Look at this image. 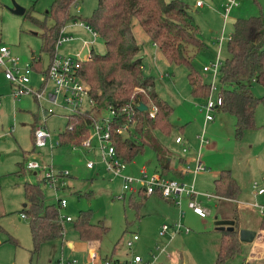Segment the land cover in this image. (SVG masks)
Returning <instances> with one entry per match:
<instances>
[{
	"label": "rangeland",
	"instance_id": "1",
	"mask_svg": "<svg viewBox=\"0 0 264 264\" xmlns=\"http://www.w3.org/2000/svg\"><path fill=\"white\" fill-rule=\"evenodd\" d=\"M190 6V13L199 25V36L204 48L193 57L194 65L201 71L204 79L214 81L215 90L209 96L200 97L192 93L188 78L189 68L186 64L170 62L159 47L153 43L149 34L143 29L137 19L133 20V31L141 46L139 55L144 56V72L152 75L156 81V88L160 95L167 99L174 107L172 121L184 127L172 130L169 135L159 132L158 138L168 148L173 156V163L178 165L179 157H186L183 167L185 172L183 181L194 184L199 194L200 203L209 214L200 217L184 207L183 222L190 227L189 232L172 234L173 222L167 219L159 222L157 215L149 213L145 194L125 190L123 176L114 174L108 169L102 152L95 146L91 150L84 146L59 145L60 132L66 127L67 108L60 105L63 96H59L60 105H50L55 112L47 115L42 113L37 118L39 104L32 94L14 97L13 86L0 71V264H103L106 257L133 260L136 255L145 252L152 253L155 259L149 264H213L216 261L223 231L217 229L216 215H221L215 206L217 201L215 189V173L228 169L241 184L239 198L244 201H257L264 204V195L254 197L256 187L254 182L264 183V103L259 102L256 108L255 126L245 130L242 137L236 135L235 117L226 111L216 109L211 112L214 120L206 121L205 105L210 101L216 102L220 95V74L214 77L212 71H204L203 67L215 61L218 54L222 60L228 55V39L233 31L234 23L239 18H247L264 14V0H238L225 18L228 0H201L203 5L196 6L198 0H183ZM53 0H0V38L9 46L13 54L19 56L24 63L32 64L33 54L40 58L41 63L35 66L31 73L30 86L40 89L44 82V74L40 68L46 69L50 64V55L43 48V28L34 23L29 14L39 19L45 18V12L50 8ZM15 4L25 8L24 14L13 11ZM98 6V0H80L74 6L78 20L87 21ZM195 6V9L192 8ZM54 22L47 19L50 26ZM67 32L75 36L72 41L65 42L57 47V54L64 56L80 54L81 58L89 55L90 47L83 48V40L91 39V33L70 23L65 27ZM223 34L222 44L219 41ZM218 37V38H217ZM97 52L104 53L106 45L98 37L93 46ZM47 92L52 89L49 82ZM252 90L258 97L264 95V85L254 83ZM45 104H48L45 102ZM88 103L86 106L88 107ZM111 117V111L104 112ZM36 120L37 123H36ZM43 126L51 134L50 140L42 147L34 145L33 125ZM204 134L209 142L202 145L200 136ZM177 135L185 138L188 148L183 152V145L176 143ZM27 155V157H25ZM202 159L206 170L195 174V160ZM52 164L55 172L69 171L65 176V184L57 182L54 187L45 181L43 173H36L26 167L29 161ZM93 161V169L87 163ZM146 166L149 173L161 171L157 164L155 150L145 145L130 162H126L124 174L135 175ZM161 173V172H159ZM171 177V176H167ZM177 178L176 176H173ZM26 182L39 183L46 201L56 203L63 217L70 216L73 220L64 221L67 234L65 240L57 239L43 245L38 254L32 253L33 239L29 220L22 218L23 204L26 203L24 186ZM134 193V194H133ZM135 195L133 201L130 196ZM216 195V196H215ZM58 197L65 198L67 205L61 207ZM184 201V200H183ZM227 202V201H225ZM188 206V200L186 201ZM228 208L233 212L235 202L228 201ZM139 204V205H138ZM245 204V203H244ZM183 206V205H182ZM81 211L91 213L95 223L101 222L108 226L107 232L99 240L98 258L92 259L88 252V245L78 247L81 240L75 221ZM240 213V223H236L238 236L239 227L258 224L263 218L256 208L243 207ZM262 222H264L262 220ZM260 223L261 228L264 226ZM159 234L163 224H168L170 230L165 236L155 237L156 229L160 224ZM244 225V226H243ZM248 229V228H247ZM257 231V230H256ZM137 232L138 240L132 247L127 241ZM263 230L252 242H240L239 254L230 264H264V237ZM67 240L74 242L71 246ZM169 243L165 248L164 242ZM167 249V251H166Z\"/></svg>",
	"mask_w": 264,
	"mask_h": 264
},
{
	"label": "trees",
	"instance_id": "2",
	"mask_svg": "<svg viewBox=\"0 0 264 264\" xmlns=\"http://www.w3.org/2000/svg\"><path fill=\"white\" fill-rule=\"evenodd\" d=\"M79 2L53 0L44 19L29 14V18L44 30L42 49L49 53L50 63L57 55L56 42L61 29L79 18L73 9ZM48 18L54 22L50 26ZM134 19L139 21L170 62L188 66L192 93L200 97L209 96L210 83L193 62V57L202 51L204 44L189 5L183 0H98L93 15L85 22L99 33L106 51L100 53L92 48L90 57L79 68V74L89 86L96 106L91 111L69 112L58 144L80 146L90 134L95 115L114 107L118 114L111 122V132L116 157L125 163L130 162L143 151L145 145H150L155 150L162 175L174 172L183 176V165L179 167L173 163L174 155L160 141L158 133L169 135L178 127L182 130L184 125L179 126L172 121L174 107L157 91L155 78L144 72V56L139 55L141 46L133 31ZM228 53L219 70L220 96L223 99L219 109L235 117V133L242 137L247 128L255 126L256 108L260 101L264 103V95L258 97L252 90L256 82L264 85V14L235 21L228 39ZM40 63V58L34 55L33 69ZM39 68L41 72H46L47 68ZM128 102H132L135 108L133 120L120 111ZM142 102L148 105L147 110L138 108ZM152 106L157 109L154 116L150 114ZM126 124L129 125L127 131L118 130ZM37 126L33 125V138ZM179 162L185 163V158L180 156ZM241 188L228 169L221 170L215 179L216 195L221 199L235 202ZM24 193L28 204L22 212L29 220L32 253L36 255L44 243L63 237L64 224L60 219L59 206L46 202L39 183L26 182ZM232 217L238 223L236 202ZM2 228L0 224V230ZM75 228L82 240H100L108 230V226L101 222H93L88 211H81ZM240 242L237 229L224 230L213 264H230V260L239 254Z\"/></svg>",
	"mask_w": 264,
	"mask_h": 264
},
{
	"label": "built area",
	"instance_id": "3",
	"mask_svg": "<svg viewBox=\"0 0 264 264\" xmlns=\"http://www.w3.org/2000/svg\"><path fill=\"white\" fill-rule=\"evenodd\" d=\"M238 4V0H228L225 12V18H227L231 8ZM197 5H203V1L198 0ZM73 23L79 24L85 27L92 35L91 39L83 40V48L92 47L95 45L99 33L85 21L75 20ZM75 38L74 35L67 32L65 27L61 29L60 35L56 42V49L59 45L72 41ZM224 40L223 34L220 36L219 41L222 44ZM80 54L64 56L57 54L54 60L48 65L46 72H44L45 79L52 83V89L47 92V87H41L40 89H35L30 86L31 73L33 71L32 64L24 63L21 58L13 54L12 50L8 45L4 44L0 38V70L4 73L5 77L10 81L13 86V95L15 97L22 96L24 94H32L38 101L39 110L44 115L52 114L55 112L54 107L47 106L45 102L49 105H60L58 102L59 96H63V102L60 105L63 108H67L70 112H85L91 111L96 106V101L92 97L89 86L84 81V79L79 74V68L82 62L86 61L90 57L81 58ZM223 60L218 54L215 61L205 64L203 67L204 71H212L214 77L219 74L220 66ZM212 81L210 83L211 91L215 90L216 86ZM90 104L88 107L87 104ZM223 104V99L219 95L216 102L210 100L204 107L207 111L206 121L214 120V115L211 114L212 111L218 109ZM107 110L111 111L112 116H105L104 112ZM156 107L152 106L150 114L155 115ZM120 111L121 113H127L133 120L135 114V108L132 102L125 104ZM118 114V111L114 107H109L100 114L95 115L94 122L90 129V134L88 138L82 143V145L91 148L93 147V139L97 140V148L102 152L104 160L107 162L108 169L114 174L122 175L124 181L125 190H140L145 195H151L154 193L160 194L162 197L173 200L176 204L181 205L183 198L186 196L188 198V207L192 209L197 215L201 217H206L209 212L203 207L198 199L199 194L195 191L194 184H189L183 180L177 178H169L160 173L149 174L148 170L144 167L141 170L139 176L129 175L122 173L126 168V163L121 161L116 157V150L112 144V132H111V122L114 117ZM129 125H123L118 130L121 132L127 131ZM51 134L43 126H38L34 132V144L37 147L45 146L50 140ZM202 145L209 142V139L202 134L200 136ZM176 143L183 145V152L187 151L185 144V138L178 135L175 139ZM58 144V143H57ZM94 165L93 161L88 162V166L92 167ZM27 168L30 170H44L45 179L49 182L51 186H57L56 183L60 181V177L67 176L68 171L65 172H55L52 167L45 163L39 161L29 160L26 164ZM188 168H182L184 172H189L191 165L188 164ZM207 167L203 164L202 159L197 157L195 160L194 173L198 174ZM257 194H264V183L259 184L258 181L254 182ZM67 200L65 198L60 199V205L65 206ZM258 211L264 217V204L254 203ZM181 216L185 215V211H180ZM26 217V215L24 214ZM67 220H71L70 216L66 217ZM174 231L176 233L189 232L190 227L186 226L181 220L173 224ZM163 232L170 229L168 224H164ZM139 238L138 234H134L132 239L128 240V246L132 247L134 241ZM154 256V255H153ZM96 254H93V258ZM143 258L140 255H136L133 260H120L112 257L104 259L103 264H143ZM64 264V263H61ZM69 264H77L76 261L70 262Z\"/></svg>",
	"mask_w": 264,
	"mask_h": 264
},
{
	"label": "crops",
	"instance_id": "4",
	"mask_svg": "<svg viewBox=\"0 0 264 264\" xmlns=\"http://www.w3.org/2000/svg\"><path fill=\"white\" fill-rule=\"evenodd\" d=\"M196 6H198L197 5V3H196ZM193 9H195V6H193L192 7ZM71 23H73V22H71ZM70 24V23H69ZM68 24V25H69ZM67 26V25H66ZM65 26V27H66ZM81 28H83L84 30H86V31H88L85 27H83V26H80ZM67 31V30H66ZM89 32V31H88ZM92 36V35H91ZM218 38V37H217ZM2 41V40H1ZM92 48H94V47H92ZM33 56H34V54H33ZM22 60V59H21ZM24 62V61H23ZM1 71V70H0ZM2 72V71H1ZM3 73V72H2ZM43 73V72H42ZM44 74V73H43ZM50 81H47V79H45V77H44V82H43V84H42V86L41 87H48L49 85H48V83H49ZM12 85V84H11ZM15 97V96H14ZM36 99V98H35ZM36 101H37V99H36ZM1 102V101H0ZM38 102V101H37ZM47 103V102H46ZM47 106L49 107L50 105H49V103L47 104ZM219 109V108H218ZM41 114V112H40V110L38 111V114H37V118L39 117V115ZM44 116V115H43ZM47 117V115L44 117V118H46ZM38 120H36V122H37ZM39 126V125H38ZM37 126V127H38ZM36 127V128H37ZM33 141H34V138H33ZM58 143V142H57ZM35 145V144H34ZM82 145V144H81ZM80 145V146H81ZM97 145H98V143H97V140L96 139H93V146H95V147H97ZM204 145V144H203ZM82 146H84V145H82ZM73 147H77V146H73ZM84 147H86V146H84ZM88 148V147H87ZM92 149V147L91 148H89V150H91ZM25 157H27V155H25ZM182 157H184V156H182ZM185 158V161H186V157H184ZM45 164H47L48 166H50V167H52V169H53V166H52V164H48V163H46V162H44ZM27 164V163H26ZM177 165V164H176ZM87 166H88V163H87ZM178 166L180 167V166H182V163L181 162H178ZM27 167V166H26ZM93 167H94V165L92 166V167H89L88 166V168H90V169H93ZM147 170H148V168L146 167V166H144ZM144 167H142L140 170H139V172L137 173V174H135L134 176H139L140 174H141V170L144 168ZM183 168V167H182ZM125 170V169H124ZM32 171H34L35 172V174L36 173H39V172H42L43 173V170H32ZM60 172H64V171H60ZM69 172V171H68ZM184 172V171H183ZM221 172V171H220ZM219 171L218 172H216L215 173V179L218 177V175H219V173H220ZM44 173H45V171H44ZM43 173V174H44ZM122 173H124V171L122 172ZM148 173H149V171H148ZM154 173H159V170L158 171H156V172H153V173H149V174H154ZM70 173H68V175H69ZM161 174V173H160ZM184 175H185V172H184ZM184 175L183 176H177L174 172H169L167 175H164V176H171V177H169V178H174L173 176H176L177 177V179H180V180H183V177H184ZM45 177V176H44ZM43 177V179L45 180V181H47L45 178ZM65 176H63V177H60V183H62V184H65L66 183V181H65ZM240 183V182H239ZM54 187H59L58 185L57 186H54ZM133 192H139V194L138 195H140V196H142L143 197V192H140V190L138 189H136V190H134ZM134 194V193H133ZM254 197H258V196H261V195H264V194H257V192L255 191L254 192ZM135 196V195H134ZM133 195H131L130 196V199H131V201H133L134 199H135V197H134ZM216 196V195H215ZM143 198H145L146 199V205H147V207L148 206H150L151 208H150V210L151 211H149V213L151 214V215H157L158 217H159V222H161V220L163 221L164 220V222H165V220H166V218L167 219H170L172 222L173 221H175L176 220V218H177V216H178V218H177V220L179 219V216H180V220L182 221L183 220V217L181 216V214H180V211L181 210H184L183 209V207L189 212V211H191V212H193V213H195L192 209H190L188 206H187V203H186V201L188 200V198L185 196L184 198H183V200L184 201H182V204L181 205H178V204H176L173 200H170V199H167V198H164V197H162L160 194H158V193H154V194H151V195H145V197H143ZM60 197H58V199H57V201H58V203H59V205H60ZM198 199H199V201H201V199H200V197H198ZM46 200V199H45ZM225 201H227V202H225ZM228 201H232V200H227V199H221L220 197H218L217 196V201L215 202V206L216 207H218L219 208V212H221L220 214L221 215H218V217L219 218H222V219H234L233 217H232V215H233V212H231L228 208H226V205H228L229 203H228ZM47 202V201H46ZM234 202V201H233ZM236 204H237V209H238V214H239V220H240V211H241V209L243 208V207H247V208H250V209H252L253 207L254 208H256L257 209V207L256 206H254V203H256L257 201H250V200H247V201H244L243 199H241V198H238L236 201ZM48 203V202H47ZM68 203V202H67ZM133 203H135V205H137V202L136 201H133ZM245 203V204H244ZM26 204H28L27 203V201H26ZM67 205V204H66ZM65 205V206H66ZM183 205V206H182ZM27 205H25V203L23 204V208L24 207H26ZM61 206V205H60ZM65 206H61V207H65ZM230 205H228V207H229ZM59 213H60V211H59ZM196 214V213H195ZM197 215V214H196ZM199 216V215H198ZM26 218L27 219V216L25 217L24 216V213L22 212V218ZM67 217V216H66ZM66 217H63L61 214H60V219L62 220V222H63V224H64V221L65 220H67L66 219ZM201 217V216H200ZM203 218V217H202ZM73 219L71 218V220H68V221H72ZM176 220V221H177ZM235 220V219H234ZM262 220H264V218H261V219H258V224H256V226H254V225H243L245 228H248V229H252V230H257V235H256V237H255V239L258 237V235H259V233H260V230H263V232H264V229H262L261 228V225H260V223L262 222ZM183 222V221H182ZM239 223H240V221H238ZM184 223V222H183ZM173 224H174V222H173ZM160 225H161V223L160 224H158V226H157V229H156V234H155V237L157 236V237H160V234H161V236L163 237V236H165L164 234H167L168 232L167 231H169V230H167L166 232H163V229H162V231H161V233L159 234V231L157 232V230H159V228H160ZM164 225V224H163ZM163 227V226H162ZM173 230H172V234H171V236H170V238H169V240H170V242H171V240L174 238V236H175V234H179V233H176L175 231H174V228H172ZM237 229V228H236ZM239 230H240V227H239ZM67 234V232L65 231V227H64V235H63V237L62 238H59V239H61V240H65V235ZM134 234H138L137 232H134L133 233V235ZM264 234V233H263ZM259 236H262V234H260ZM132 237L133 236H130V238L128 239V240H130V239H132ZM239 237H240V234H239ZM263 237H264V235H263ZM58 239V240H59ZM138 239H140V238H138ZM137 239V240H138ZM254 239V240H255ZM55 240H57V239H55ZM82 240V239H81ZM53 241V240H52ZM51 241H49V242H46V243H44V245H46V244H48V243H50ZM66 242H68L71 246H73L74 245V242L73 241H71V240H67L66 239ZM128 242V241H127ZM170 242H168L167 240H166V242H164V246H166L165 248H168L169 247V243ZM243 242V241H242ZM253 242V241H252ZM252 242H246V243H252ZM83 243H85V245H82V243H79V245H77L78 247H80V246H82L81 248H83V246H84V248L83 249H85V247H86V245H88V252H89V255H90V257L92 258V259H96V258H98V250H99V240H96V239H93V240H83ZM134 243H135V241H134ZM134 243H133V245H134ZM49 245V244H48ZM132 245V246H133ZM166 251H167V249H166ZM93 254H96V257L95 258H93ZM140 256H142V258H143V264H149L150 262H153V259H155L154 257H153V254L152 253H150V252H145L144 254H142V255H140ZM111 257V256H110ZM109 257V258H110ZM106 258H108V257H106ZM113 258V257H112ZM115 259H120V257H117V258H115ZM121 260V259H120ZM125 260H129V259H127V257H126V259Z\"/></svg>",
	"mask_w": 264,
	"mask_h": 264
},
{
	"label": "water",
	"instance_id": "5",
	"mask_svg": "<svg viewBox=\"0 0 264 264\" xmlns=\"http://www.w3.org/2000/svg\"><path fill=\"white\" fill-rule=\"evenodd\" d=\"M13 11L15 13H18V14H24L25 8L19 6L18 4H15ZM138 108L140 110L144 111V110L148 109V105L145 104L144 102H142L139 104ZM25 205H27V204L25 203ZM215 224L217 226V229L222 230V231H224V230L234 231L236 229V220H234V219H222V218H219L218 215H216ZM239 234H240V240L241 241L252 242V241H254V239L257 235V231L252 230V229H247V228H241L239 230Z\"/></svg>",
	"mask_w": 264,
	"mask_h": 264
}]
</instances>
